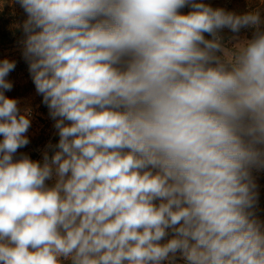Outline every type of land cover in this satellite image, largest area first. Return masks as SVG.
Instances as JSON below:
<instances>
[{"label": "clouds", "instance_id": "9594fccd", "mask_svg": "<svg viewBox=\"0 0 264 264\" xmlns=\"http://www.w3.org/2000/svg\"><path fill=\"white\" fill-rule=\"evenodd\" d=\"M17 2L59 142L42 164L14 159L31 121L4 95L16 62L0 61V264H174L178 253L185 264H264L252 176L264 170L260 10ZM225 28L254 32L229 49Z\"/></svg>", "mask_w": 264, "mask_h": 264}, {"label": "rangeland", "instance_id": "374dc122", "mask_svg": "<svg viewBox=\"0 0 264 264\" xmlns=\"http://www.w3.org/2000/svg\"><path fill=\"white\" fill-rule=\"evenodd\" d=\"M197 2H203L213 8H223L226 11L236 14H243L258 9L261 12L262 20H264V0H197ZM179 11L181 14L186 15L191 11V8L186 6ZM23 23L24 9L17 0H0V37L4 39V41L0 42V61L8 59L16 62L15 69L6 77V80L10 81L13 87L10 91H4V95L8 98L17 99L20 113L24 114L27 111L29 113L28 118L31 121V126L25 134L29 143L18 149L14 159H18L21 155H27L33 161H38L42 164L45 152L51 158L55 151H58L49 147V145H52L51 139L56 133V128L53 122L40 120L39 117H42V119L45 117L37 112L39 105L35 94H30L24 98V33L19 31L20 28H23ZM261 29L264 30V24L261 25ZM253 32L254 29L245 28L241 29L239 34H233L229 29L225 28L219 32V35L223 37L225 46L232 49L235 44L251 39ZM204 35L206 39H212L209 34L205 33ZM234 35L237 36L236 39H233ZM2 139L3 137L0 136V140ZM258 147L264 148V146ZM253 171L261 170L254 168L252 169ZM55 180L56 177L54 174L51 180L46 181V185L52 187L55 184ZM259 188L261 190L263 186L260 185ZM156 203H159V201H156ZM257 219L264 224V214L258 216ZM171 238L172 234L170 233L161 243H166ZM174 264H185V261L180 257L179 253L176 256Z\"/></svg>", "mask_w": 264, "mask_h": 264}, {"label": "trees", "instance_id": "16d2710c", "mask_svg": "<svg viewBox=\"0 0 264 264\" xmlns=\"http://www.w3.org/2000/svg\"><path fill=\"white\" fill-rule=\"evenodd\" d=\"M27 19V13L24 11V21ZM20 32H23V28L19 29ZM26 39V34L24 33V40ZM4 41L3 38L0 37V42ZM30 94H35L37 103H38V110L42 116L45 118L42 119V117H39L40 120H47V122H53V125L55 124V120L50 116L48 107L42 102L43 97L42 95L38 94L35 85L33 83V80L31 78V75L29 73V66L28 62L24 58V98H26ZM56 133L52 136V149L58 150L54 146L58 144L59 142V135L58 130L56 129ZM252 176L254 178V181L257 185L256 192L258 193V200L257 204L254 208L255 217L257 218L261 214H264V171H253ZM260 185L263 186V189L260 190ZM64 264H68L67 261L64 262Z\"/></svg>", "mask_w": 264, "mask_h": 264}]
</instances>
